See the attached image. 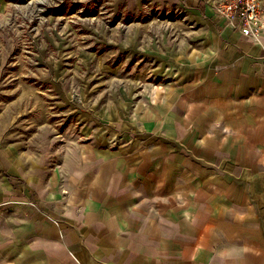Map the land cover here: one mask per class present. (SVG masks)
I'll use <instances>...</instances> for the list:
<instances>
[{
  "label": "crops",
  "instance_id": "0c3cea01",
  "mask_svg": "<svg viewBox=\"0 0 264 264\" xmlns=\"http://www.w3.org/2000/svg\"><path fill=\"white\" fill-rule=\"evenodd\" d=\"M186 3L192 52L137 119L35 140L18 119L50 111L0 95V264H264V32Z\"/></svg>",
  "mask_w": 264,
  "mask_h": 264
},
{
  "label": "rangeland",
  "instance_id": "374dc122",
  "mask_svg": "<svg viewBox=\"0 0 264 264\" xmlns=\"http://www.w3.org/2000/svg\"><path fill=\"white\" fill-rule=\"evenodd\" d=\"M197 27L186 0H0V95L50 111L18 119L28 138L49 121L52 140L86 141L157 103Z\"/></svg>",
  "mask_w": 264,
  "mask_h": 264
},
{
  "label": "built area",
  "instance_id": "2783aa9c",
  "mask_svg": "<svg viewBox=\"0 0 264 264\" xmlns=\"http://www.w3.org/2000/svg\"><path fill=\"white\" fill-rule=\"evenodd\" d=\"M209 5L226 27L240 32L253 43L262 45L264 32L262 0H210ZM28 204L35 206L33 202Z\"/></svg>",
  "mask_w": 264,
  "mask_h": 264
}]
</instances>
